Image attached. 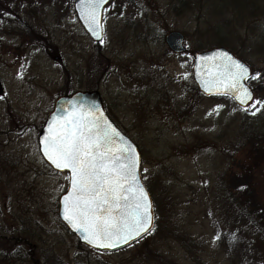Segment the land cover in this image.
<instances>
[{"label": "rangeland", "instance_id": "374dc122", "mask_svg": "<svg viewBox=\"0 0 264 264\" xmlns=\"http://www.w3.org/2000/svg\"><path fill=\"white\" fill-rule=\"evenodd\" d=\"M72 5L0 0V264H264V235L241 216L264 233V0H110L98 43ZM216 47L249 67L244 107L194 82L193 55ZM76 90L97 91L138 146L153 200L152 230L110 253L58 219L67 175L38 151L54 100Z\"/></svg>", "mask_w": 264, "mask_h": 264}, {"label": "water", "instance_id": "95a60500", "mask_svg": "<svg viewBox=\"0 0 264 264\" xmlns=\"http://www.w3.org/2000/svg\"><path fill=\"white\" fill-rule=\"evenodd\" d=\"M109 0H73L76 18L91 40L102 38V10ZM174 53L184 52V37H164ZM249 67L223 47L197 52L192 77L206 96L228 94L246 106L252 91L245 85ZM43 160L68 173L58 198V217L78 241L104 252L115 251L151 230L154 211L144 187L136 146L107 118L97 91L58 97L37 136Z\"/></svg>", "mask_w": 264, "mask_h": 264}, {"label": "trees", "instance_id": "16d2710c", "mask_svg": "<svg viewBox=\"0 0 264 264\" xmlns=\"http://www.w3.org/2000/svg\"><path fill=\"white\" fill-rule=\"evenodd\" d=\"M237 212V211H236ZM254 212H257L256 214H258V215H260L262 218V220H264V215L262 214V213H260V205H254ZM250 213V212H249ZM241 216L243 217L242 219H246V222L248 223V224H250L251 225V228L253 229V232L255 231V230H257V231H259L261 234H263L264 235V233H262V229L260 228L259 229V227H262L263 226V223L262 222H259V221H257V222H254V221H251V219L250 218H248L247 216H245V215H243V214H241ZM249 216H250V214H249ZM255 218V217H254ZM261 223V224H260ZM244 225V224H243ZM255 229V230H254ZM250 243H252V242H250ZM254 244V243H253ZM249 249H250V247H249Z\"/></svg>", "mask_w": 264, "mask_h": 264}]
</instances>
